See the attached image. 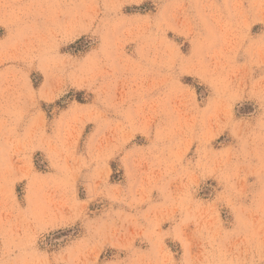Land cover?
<instances>
[{"label":"rangeland","instance_id":"1","mask_svg":"<svg viewBox=\"0 0 264 264\" xmlns=\"http://www.w3.org/2000/svg\"><path fill=\"white\" fill-rule=\"evenodd\" d=\"M0 208V264H264V0H0Z\"/></svg>","mask_w":264,"mask_h":264},{"label":"bare ground","instance_id":"2","mask_svg":"<svg viewBox=\"0 0 264 264\" xmlns=\"http://www.w3.org/2000/svg\"><path fill=\"white\" fill-rule=\"evenodd\" d=\"M1 209V208H0ZM5 214V213H4ZM3 216V215H2Z\"/></svg>","mask_w":264,"mask_h":264}]
</instances>
